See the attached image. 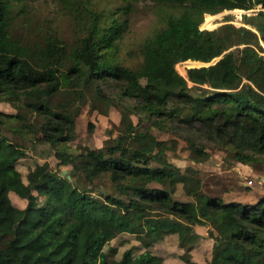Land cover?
Returning a JSON list of instances; mask_svg holds the SVG:
<instances>
[{"label":"trees","instance_id":"1","mask_svg":"<svg viewBox=\"0 0 264 264\" xmlns=\"http://www.w3.org/2000/svg\"><path fill=\"white\" fill-rule=\"evenodd\" d=\"M151 1L160 25L120 55L123 21L114 17L120 5L102 19L100 12L83 7L72 40L65 42L55 31L31 37L17 30L13 22L22 7L0 0V54L7 57L0 67V100L36 113L43 123L42 141L54 149L58 163L68 166L60 174L35 163L22 181L14 163L24 150L4 131L23 136L28 130L20 117L0 110V163L9 174L8 180L0 179V264H162L149 247L160 240L165 244L170 236L183 249L180 259L196 264L188 253L202 236L194 230L197 225L205 226L203 235L211 239L207 264H264V195L244 203L202 192H192L189 201L171 198L164 186L185 176L169 163L150 165L152 148L163 156L166 142L137 127L144 121L182 132L193 161L205 158L199 144L205 140L240 163L264 162V0ZM256 5L258 10L241 15L240 25L226 15L214 28L199 27L204 13L206 19L223 9ZM186 60L207 64L187 67L180 75L174 65ZM20 61L40 75L24 74ZM135 74L170 88L159 93ZM188 83L196 92H189ZM102 85L120 90L125 111L136 122L126 121L103 147L67 151L71 108L89 88L94 98L110 103ZM55 95L60 98L52 102ZM103 178L111 189L95 195L86 187ZM8 192L24 205H14ZM29 211L43 214L45 222L18 242L15 225ZM120 234H132L140 250L128 246L115 258V247L103 249Z\"/></svg>","mask_w":264,"mask_h":264},{"label":"rangeland","instance_id":"2","mask_svg":"<svg viewBox=\"0 0 264 264\" xmlns=\"http://www.w3.org/2000/svg\"><path fill=\"white\" fill-rule=\"evenodd\" d=\"M14 6L21 8L22 11L15 13L14 22L17 30L30 34L31 37L40 34L45 30L55 31L65 42H70L73 37V25L76 15L82 8H90L101 13V19L109 10L119 8L114 13V17L123 21V32L119 41L118 53L124 54L125 48L130 44L137 42L141 37L157 28L161 21L159 18V9L151 0H13ZM83 8V10H84ZM259 9L256 5L250 9L242 10L238 8L223 9L219 12L209 14L204 13L200 28H214L223 23L224 16H228L229 22L234 25L241 24V15L250 14ZM101 10V11H99ZM264 50V46L262 45ZM264 53V52H262ZM213 58L210 62L214 61ZM6 56L0 54V67L5 64ZM128 63H134V59L125 60ZM207 64V63H203ZM199 62L180 61L174 65L176 72L184 75L185 68L190 66H199ZM19 69L30 77L40 75V71L32 67L27 61H20ZM136 79L141 84H151L158 88L159 93L170 86L150 79L144 74H135ZM167 79H171L168 77ZM189 92H196L191 89L188 83ZM107 96H111L110 103L102 99L94 98L92 88L83 92L82 100L74 104L71 108V127L70 139L64 143V148L70 152H78L83 148H99L107 145L111 138L121 132L123 124L126 121L136 122L133 114L125 111L127 100L119 95V91H113L110 85L101 87ZM60 96L55 95L52 102L59 100ZM264 107V103H263ZM0 110L12 113L20 117V122L27 128V133L23 136L13 134L5 130L4 134L18 143L24 150V155L19 157L14 163L15 169L19 172L22 181L25 182L26 172L31 169L35 163H46L49 168L55 171L64 170L68 166L57 162L54 156V149L42 141L43 133L41 119L34 112L22 110L13 107L8 102L0 100ZM141 130L148 131L156 139H163L166 142L165 155L160 156L155 153V148L150 152V165L160 166L169 163L176 167L179 173L184 174L183 181L175 182L171 187L164 186L170 190L171 198L180 201L192 200V192H202L207 195L218 196L223 201L236 200L241 203L253 202L264 195V162L257 161L252 164H243L235 161L231 153L225 151L216 144L201 140L205 158L200 161L190 159V150L186 142L181 138L180 131H164L142 121L137 125ZM62 173V174H63ZM0 179L8 180L9 174L3 169L0 163ZM101 179L94 180L86 184L88 190L95 195L104 192L105 188L111 189L107 181ZM149 186H158L157 183H150ZM10 201L17 206H23L24 201L18 198L12 192H8ZM46 217L43 214L29 211L24 214L22 221L15 225V239L18 242L26 240L31 236L44 222ZM205 226H196V231L202 234L189 250V259L196 264H207L210 255L211 239L205 235ZM165 244L160 240L149 247V250L162 258V264H185L180 259L179 254L183 249L177 248L174 238L166 237ZM113 246L116 253L113 257L117 258L120 252L128 247L135 246L134 252L140 250L138 241L132 234H120L109 240L104 246ZM98 259L100 254L98 253Z\"/></svg>","mask_w":264,"mask_h":264},{"label":"water","instance_id":"3","mask_svg":"<svg viewBox=\"0 0 264 264\" xmlns=\"http://www.w3.org/2000/svg\"><path fill=\"white\" fill-rule=\"evenodd\" d=\"M219 56H217L216 58H218ZM201 65H203V62H200ZM64 172V170H61L59 173L62 174Z\"/></svg>","mask_w":264,"mask_h":264},{"label":"crops","instance_id":"4","mask_svg":"<svg viewBox=\"0 0 264 264\" xmlns=\"http://www.w3.org/2000/svg\"><path fill=\"white\" fill-rule=\"evenodd\" d=\"M196 229V226H194V230ZM196 231V230H195ZM197 232V231H196ZM198 233V232H197ZM200 234V233H199Z\"/></svg>","mask_w":264,"mask_h":264},{"label":"bare ground","instance_id":"5","mask_svg":"<svg viewBox=\"0 0 264 264\" xmlns=\"http://www.w3.org/2000/svg\"><path fill=\"white\" fill-rule=\"evenodd\" d=\"M198 63V62H197ZM199 64H201L200 62H199Z\"/></svg>","mask_w":264,"mask_h":264}]
</instances>
